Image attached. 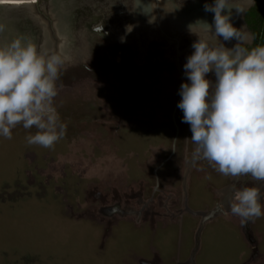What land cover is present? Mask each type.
<instances>
[{
	"label": "rangeland",
	"instance_id": "rangeland-1",
	"mask_svg": "<svg viewBox=\"0 0 264 264\" xmlns=\"http://www.w3.org/2000/svg\"><path fill=\"white\" fill-rule=\"evenodd\" d=\"M169 1L179 16L144 17L137 0L1 4L22 7L23 13L0 5L1 12L18 19L22 33L35 38L38 50L43 43L41 51L53 53L55 48L57 53L71 58L61 71L54 98L61 121L67 124L66 135L53 148L29 145L26 136L35 134L37 129H24L22 124L12 130V139L0 136V264H129L134 252L151 259L150 246L162 252L165 264H176L180 249V261L190 254L199 225L189 215L185 216L182 229L171 226L154 231L121 222L115 227L114 236L102 241L99 226L72 217L66 207L67 202L83 200L85 184L93 182L89 189L100 185L109 199L136 208L137 201L143 198L137 195L145 188L150 191L159 177L167 175L163 184L176 187L189 173H193L190 207L205 211L213 206L216 193L212 184L224 182L225 176L215 177L219 172L205 159L189 170V157L197 145L191 141L190 125L182 122L183 111L178 108L181 85L190 84L184 65L192 55V42L199 38L193 33H179L181 28L193 25L201 39L214 45L227 43L196 24L214 18L213 13L204 11V5H211L214 0ZM47 14L68 17L74 46L80 49L70 53L72 56L68 54L67 38L56 47L43 42V25L47 21L42 18H47ZM182 14L186 15L183 21ZM25 16L31 17L38 31L23 23ZM158 34L172 38L163 39ZM231 44L229 41L226 48H233ZM206 79L216 82L211 72ZM65 156L71 157L68 166L72 171L97 168L102 177L110 171L118 176L102 181L85 178L76 188L72 183H79L77 178L70 177L64 187L67 197L56 192L52 181L33 185L27 182L31 167ZM42 167L47 170V166ZM112 184L117 194L110 192L108 186ZM173 193L176 196L177 190ZM203 228L196 264H243L252 255L239 229L226 216L217 217ZM256 264H264V259Z\"/></svg>",
	"mask_w": 264,
	"mask_h": 264
},
{
	"label": "clouds",
	"instance_id": "clouds-1",
	"mask_svg": "<svg viewBox=\"0 0 264 264\" xmlns=\"http://www.w3.org/2000/svg\"><path fill=\"white\" fill-rule=\"evenodd\" d=\"M7 2L0 0V4ZM149 5L137 0V8L144 14ZM233 8L237 13L244 11L232 0L204 5L205 12L214 13L213 24H196L213 37L224 41L235 38L238 43L231 49L201 38L193 43L195 51L184 65L190 84L181 85L178 108L183 111L182 122L190 125L191 141L197 145L194 158L207 160L224 176L250 175L264 181V45L244 46L247 33L233 27ZM4 31L0 24V34ZM66 59L61 53L38 50L23 35L0 43V136L12 139V130L22 124L24 129H37L26 136L29 145L53 148L66 135L67 124L54 106ZM210 72L215 74V84L206 79ZM262 196L255 186L235 189L231 214L242 223L261 217Z\"/></svg>",
	"mask_w": 264,
	"mask_h": 264
},
{
	"label": "flooded vegetation",
	"instance_id": "flooded-vegetation-1",
	"mask_svg": "<svg viewBox=\"0 0 264 264\" xmlns=\"http://www.w3.org/2000/svg\"><path fill=\"white\" fill-rule=\"evenodd\" d=\"M264 1V0H262ZM257 5V1L255 0L254 5L246 12L245 14V23L247 25L248 28V37L251 36V39H247L246 43L244 44L245 47L247 48H252L255 47L256 45H264V23H262V21H264V10H255L254 13H252V15H249L250 11H252L255 6ZM250 21H253V24L250 23ZM254 25V26H253ZM189 33H193L195 34L198 38H200V36L197 34V32H189ZM189 33H185V34H189ZM184 34V35H185ZM249 40V41H248ZM158 41V40H157ZM158 42H164V41H158ZM179 42V41H176ZM198 42V40H195L192 42L190 49L192 51V54L194 53V48L192 47L193 43ZM235 41H230V43H232L233 47L235 45L234 43ZM175 43V42H174ZM178 44V43H176ZM211 45H214L213 43H210ZM224 46H228L227 44H224ZM70 52L72 54H75L74 51L80 50V49H76L74 46V43H72V45L69 47ZM76 54H78L76 52ZM72 56V55H71ZM73 58V57H72ZM66 59V61L70 60ZM213 76H215L214 72H211ZM190 162L188 163L189 166L191 168L196 167V165L198 164L199 161H201L202 159H196L194 158V154H192L190 157ZM30 160H34L35 157H29ZM71 157L70 156H65V157H58L56 159H48V161H46L43 165L46 167L47 166V170L45 171L43 169V165L42 166H33L31 167L32 172H29V179H28V183L29 184H42V183H38V181H45V183L49 184L51 181L56 185L55 186V190L57 193H61L64 194L65 197H67V194L65 193V186H66V181L68 182V180H70V177H75L77 178V181L79 183H72L74 185H72L73 187H78L80 182L85 181V178L91 179L92 177L94 178H98L100 179V181H102L103 179H105L106 177H115V175H113V171H110L105 175V177L102 178L103 174H101V172L98 173L97 168H89L87 169H83L84 171H72L71 167H69L71 165ZM69 165V166H68ZM72 171V172H71ZM70 172V173H69ZM34 174L36 176H34ZM215 177L216 176H220L221 174H214ZM37 177H42L44 178L43 180H38ZM112 181V179H111ZM93 182H89V184H85L86 185V189L84 191V195H83V200L82 198L79 199L78 201L74 202V203H69L67 202L66 207L72 212L71 214L73 215L72 217L74 218H80L84 213V204H85V198H86V191L90 190L89 187L92 185ZM183 183V182H181ZM114 184L111 185V187H113ZM158 185H155L154 188H156ZM249 186H255L261 189V192L264 193V181H256L254 180L250 175H241L238 177H232V176H225V180L222 183H217V185L213 184L212 187H214V191L216 193V197L214 198L215 200L213 203V206L207 210H205V212H208L210 215H212L211 218H209L206 222H203V226H205L206 223L208 222H212L214 219H216L217 217L220 216H226V218L231 217V218H238L240 225H241V230L243 231V233L245 234L249 244H250V250L252 255L250 256V258L245 261L243 264H256L259 263L260 260L264 259V215H262L259 218H256L252 221H249L247 223H242L241 222V218L231 214L230 212V202L232 200L233 194H234V190L235 189H243L244 187H249ZM95 187H100V185H96ZM115 187V186H114ZM111 189V193L115 192L117 194V191L115 188ZM108 188H110L108 186ZM99 189H103V188H99ZM75 191V190H74ZM76 194V193H75ZM115 194V195H116ZM105 197L107 195H104ZM138 196V195H137ZM109 196H107L104 199H108L110 204H107V206L105 207H100L97 209L98 213L101 215H105V216H118V217H127V216H132L134 217V219L139 222V219H142V217H146V215H152L154 214V210L149 207V201L152 202L153 198H151V196H149V198L146 201H143L142 204L139 207H131L130 205L127 206L124 204V201H119V200H113V199H109ZM139 197H144V195L140 194ZM175 197L174 194L172 193H168V195L166 196V199H171ZM149 200V201H148ZM186 199L183 196V201H185ZM147 202V203H146ZM261 204L264 205V196H262L261 198ZM262 211H264V208H262ZM97 213V214H98ZM202 217H200V224L198 229L195 231L196 236H197V241L195 243V246L192 248L190 254L182 261H177L176 264H196L195 263V258L196 255L199 251V246H200V240L198 238V231L199 228L202 225V221H201ZM263 251V252H262ZM143 264H148V263H143Z\"/></svg>",
	"mask_w": 264,
	"mask_h": 264
},
{
	"label": "crops",
	"instance_id": "crops-1",
	"mask_svg": "<svg viewBox=\"0 0 264 264\" xmlns=\"http://www.w3.org/2000/svg\"><path fill=\"white\" fill-rule=\"evenodd\" d=\"M113 175L118 176L115 174V172H111ZM200 173V172H197ZM193 173H189L188 176L185 177L183 183L180 185H177L174 187L173 185H167V183L163 184L164 179L167 175H164L161 179L159 177L158 179V186L156 188L152 187L150 191L147 190V188L143 189L140 193L144 195L142 199H139L137 201V207H139L143 201H146V195L149 194L151 198H153L152 202L149 201V207H151L154 211V214L152 215H146V217H142V219H139L140 221L137 222L134 217L127 216V217H118V216H105L98 213L97 209L100 207H105L109 203L108 199L104 195V189H99L96 187L93 191L87 190L86 191V198H85V204H84V213L80 217L83 220H88L92 224H95L96 226H99L102 229L103 235L102 241H106L114 236V229L115 227L119 226L121 222H127L133 224L135 228L141 229V228H148L151 230H157L158 228H161L163 230L169 229L171 226L179 227L182 229V225L184 222V218L186 215H189L193 218H196L198 221L197 227L200 224V216H195L189 212L190 211H200V210H194L190 207V202L188 198H190V190H191V182L190 178ZM202 174V173H200ZM215 176V175H214ZM103 178V177H102ZM213 186V184H212ZM113 187H110L112 189ZM180 189V190H178ZM119 191V189H117ZM173 190H177L176 196L171 199H166V196L168 195V192H172ZM215 193V191H214ZM140 194L137 196L139 197ZM174 194V193H173ZM178 194H180V197L178 198ZM148 195V196H149ZM183 196L186 199L183 201ZM215 198V197H214ZM147 203V202H146ZM141 208V207H139ZM205 212V211H202ZM98 213V214H97ZM227 220L233 224V226H236L241 235L243 236V240L246 242V245L248 246L250 250V244L241 230V225L239 222V219L237 218H231L228 217ZM202 221V219H201ZM210 224V222L206 223L205 226H203V230L206 228V226ZM198 228H196L197 230ZM153 257L151 259H146L144 256L139 255L137 252H134L133 262L129 264H165V261L162 257V252L158 250L156 247H151ZM200 250V249H199ZM137 253V254H136ZM178 254V260L182 258L181 256V249L179 250ZM173 259H169L171 262ZM127 264V263H126Z\"/></svg>",
	"mask_w": 264,
	"mask_h": 264
},
{
	"label": "bare ground",
	"instance_id": "bare-ground-1",
	"mask_svg": "<svg viewBox=\"0 0 264 264\" xmlns=\"http://www.w3.org/2000/svg\"><path fill=\"white\" fill-rule=\"evenodd\" d=\"M141 2L144 5L150 4L149 7L145 9V12L147 14H144L143 13L144 14V17H148L150 14H156V16H164V15H167V16H169V15L177 16L178 15V13H176L175 6H173L170 3V1L168 2V0H141ZM14 3H24V2H14ZM30 3H33V2H30ZM232 3L235 6L242 8L243 10H245L246 8H248V6L251 5V1L250 0H236L235 2H232ZM1 6H11V5H1ZM13 7H17V6L13 5ZM187 9L188 8L184 9V11H187ZM134 10H135V8H134ZM140 11L143 12L142 9H140ZM202 14H205V13L202 12ZM224 14H226V13H224ZM53 15H51L52 16L51 18L54 20L53 24H54L55 29L57 28L56 29V33H57V36L59 37V41L57 42L56 40H54L51 37L50 32L48 30V24H47V22H45V24L43 25V29H44L43 42L44 43H48V44H52L53 47H56L57 44L63 43L64 40H65V38L68 37V33H67V29L68 28H67V26L65 27L64 25H62V24L59 23V19L62 18L63 16L59 15V17H60L59 18L58 16H55V15L53 16ZM241 15H242V12L237 13V11H236L235 8L232 9L231 23L233 24V27H235L238 30L244 29V27L242 26V23H241ZM9 16L10 15H8V12H6V11L5 12H1L0 11V24H3L5 26L4 33L0 34L2 36V38L5 37L6 42H10L11 40L17 38L18 36L23 35L25 37L30 38L37 45V42H36L35 38H31L30 37V33H24V32L22 33L21 32V30H23V28H20V25L17 23L18 22V19H15L14 17L12 19H10ZM212 16L213 15H210V18ZM185 17H186V15L185 14H182L181 15V20L183 21V18H185ZM201 21L207 22L210 25L213 24V19L211 21H208L206 19L201 20ZM243 31L245 33H247L245 31V29ZM197 33H199V32H197ZM199 34H201V33H199ZM158 36H160V38H163V39L164 38H169V39L172 38L171 35L170 36H167V37L166 36L161 37V35L158 34ZM243 39L245 41L247 39H249L248 34L245 35L243 37ZM52 40H53V43H49V42H52ZM230 41H235L234 43L238 42L235 38L231 39ZM54 42L57 43V44H54ZM228 42L229 41H224V43H228ZM232 45L233 44H231V46ZM53 47H52V49H53ZM229 49H231V48H229ZM53 53H57L56 50H55V48L53 49Z\"/></svg>",
	"mask_w": 264,
	"mask_h": 264
},
{
	"label": "water",
	"instance_id": "water-1",
	"mask_svg": "<svg viewBox=\"0 0 264 264\" xmlns=\"http://www.w3.org/2000/svg\"><path fill=\"white\" fill-rule=\"evenodd\" d=\"M8 1H10V0H8ZM251 1V5L248 7V8H246L243 12H242V15H241V23H242V26L244 27V29H245V31L248 33V28H247V25H246V23H245V14H246V12L254 5L253 4V2H252V0H250ZM18 2H24V3H30V2H33V5H36V3L38 2V0H18ZM22 7H17V8H15L14 9V7H13V5H11V10L12 11H14V12H17V11H20L21 12V10H23V9H21ZM21 9V10H20ZM36 9V8H35ZM16 10V11H15ZM40 12V11H39ZM21 13H23V12H21ZM36 13H38V10L36 9ZM46 14V13H45ZM64 18V19H63ZM42 19H44V20H46L47 21V24H48V30H49V32H50V35H51V37L54 39V40H56L57 42L59 41V37L57 36V33H56V29H55V27H54V24H53V22H54V20L50 17V15H48L47 14V18H42ZM22 20H24V24L25 25H27L28 27L30 26V27H33L34 29H36V31H38V29H39V27L38 26H34V24H33V22H32V19H31V17L29 16H25L24 18L22 17ZM30 22L32 23V24H30ZM59 23L60 24H62V25H64L65 27L67 26V28H68V37H67V40L66 41H68V48L72 45V43H74V38H73V35H72V33H71V25H70V22L68 21V17H62V18H60L59 19ZM182 30L180 31V34H185V33H189V32H196V30H194V29H191L190 30V27H188V26H186L185 28H181ZM41 35V32L39 33V36ZM199 35V34H198ZM199 36H201V35H199ZM4 38V39H3ZM2 38V36L0 35V43H3V42H6V39H5V37H3ZM249 38L251 39V36H249ZM159 41V40H158ZM174 41H177V40H174ZM238 42H236L235 43V45L237 44ZM54 44H57V43H54ZM42 45H43V43H42ZM42 45H41V50H42ZM234 45V46H235ZM69 52V53H68ZM67 53L71 56V52H70V50L68 51ZM66 53V55H68ZM69 59V58H68ZM177 127V126H176ZM176 139H177V137L175 138V141H176ZM189 168V170H190V168L191 167H188ZM189 212L191 213V214H193V215H195V216H200V217H202V225H201V227L199 228V231H198V238H199V236H200V233H201V231H202V228H203V222H206L209 218H211L212 217V215H210L208 212H202V211H190L189 210Z\"/></svg>",
	"mask_w": 264,
	"mask_h": 264
},
{
	"label": "trees",
	"instance_id": "trees-1",
	"mask_svg": "<svg viewBox=\"0 0 264 264\" xmlns=\"http://www.w3.org/2000/svg\"><path fill=\"white\" fill-rule=\"evenodd\" d=\"M256 1H257V5L254 8H252L253 10L250 11L249 15H252V13H254L255 10H259V9L264 10V1L262 0H256ZM250 23L253 24V21H250ZM262 23H264V21H262Z\"/></svg>",
	"mask_w": 264,
	"mask_h": 264
},
{
	"label": "snow or ice",
	"instance_id": "snow-or-ice-1",
	"mask_svg": "<svg viewBox=\"0 0 264 264\" xmlns=\"http://www.w3.org/2000/svg\"><path fill=\"white\" fill-rule=\"evenodd\" d=\"M10 2H18V0H10Z\"/></svg>",
	"mask_w": 264,
	"mask_h": 264
}]
</instances>
